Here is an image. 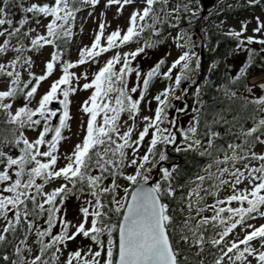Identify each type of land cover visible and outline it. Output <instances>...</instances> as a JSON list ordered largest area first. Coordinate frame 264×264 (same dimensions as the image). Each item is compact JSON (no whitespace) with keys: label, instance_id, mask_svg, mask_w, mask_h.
<instances>
[{"label":"snow or ice","instance_id":"snow-or-ice-1","mask_svg":"<svg viewBox=\"0 0 264 264\" xmlns=\"http://www.w3.org/2000/svg\"><path fill=\"white\" fill-rule=\"evenodd\" d=\"M128 7L126 26L112 28L108 12ZM85 11L93 39L68 59ZM202 12L201 0H0V264H264V223H254L264 219V10L238 28L209 26L214 13ZM213 30L234 41L229 55H246L235 68L213 59L198 83L197 49L220 44ZM168 41L179 50L171 63L168 52L146 72L134 65ZM156 79L164 86L149 98ZM78 90L89 92L87 119L62 153Z\"/></svg>","mask_w":264,"mask_h":264},{"label":"rangeland","instance_id":"rangeland-1","mask_svg":"<svg viewBox=\"0 0 264 264\" xmlns=\"http://www.w3.org/2000/svg\"><path fill=\"white\" fill-rule=\"evenodd\" d=\"M202 7H203V3L201 2ZM214 6V5H213ZM204 9V8H203ZM99 11V9H97V12ZM131 11V8L128 7L124 10L123 14L118 18V19H114L113 18V14L115 12V9L113 8L112 10H110L108 12V19L111 21V27L115 28L117 24H119L122 28L126 26V22H127V17L129 15V12ZM262 11H257L254 13L251 12H242L240 15H238V17L236 18H229L227 19V23L233 27L238 28L239 27V22L242 20H251L253 15H260ZM208 13V11L206 12ZM81 18L86 17V19H81V27H82V31L80 33V38H79V42L77 45V49L74 51L73 56H72V60H75L78 57V49L80 47H82L85 44H89L91 43V40L93 39L92 36V30L96 27V24L94 23V21L92 20L91 17H88V13L87 11L81 13ZM254 26L253 24H249V34H251V27ZM111 30V29H109ZM136 47L135 44H129L127 45L126 48H121V51L124 50H128V49H132ZM198 50V49H197ZM51 52V48L49 47H45L44 49L41 50L39 55H35L34 56V60H35V65H34V71L39 74L42 72L43 69V62L48 58L49 53ZM170 52L171 55H168L166 57L167 62L171 63V61L173 59H175L178 54H179V50L175 47V45H173L171 43V41H168L162 45H160L159 50L153 54L152 52L151 55H153V57H151L150 59L145 58L143 55H140L136 58V61H134V65L135 64H139L140 68L142 70V72H146L161 56L165 55V53ZM111 51L108 53H104L100 56V62L103 63L104 60L107 59V57L109 55H111ZM100 65L96 64V65H91V68L89 69V71L91 72L92 70H96L98 69ZM235 66H237V64H235ZM87 66H77L76 68L73 69V71H76L77 73H80L81 71L85 70ZM176 71H178V69H174L173 70V74L176 73ZM60 74L59 70L57 69V71H55L53 73V75L45 80L44 82L41 83L40 88L38 89V95L42 92H44L50 85L51 80L55 79L58 77V75ZM26 75H25V79H26ZM84 81L81 80V84ZM164 81L162 80H158L156 82H154L151 87H150V92H149V98L151 97V95L155 94L159 89H161L164 86ZM2 86V85H0ZM89 95L88 91H80L78 90L75 94H73L71 96L72 99V104H71V115H72V120L70 122L71 125V130L69 131H65L64 135L66 137V139L61 143L60 146V150L61 152H66V151H70L72 146L78 142L79 137L82 135L81 129H80V123L81 121H86L87 117L80 111V103L82 102L83 99H85L87 96ZM177 105L179 106V102H177ZM152 107H155V101H153L152 103ZM141 115H151V112H148L145 108V105L142 103L141 104ZM186 119V117L184 118ZM183 122V120H182ZM30 135H33L32 133H29ZM129 171H131V169H129ZM224 193H222L221 195H223ZM76 207H77V202L75 201V199H72L69 202V215H73L76 211ZM254 223L256 225H259L260 223H264V219L261 218H257ZM236 231H239V228H237Z\"/></svg>","mask_w":264,"mask_h":264},{"label":"trees","instance_id":"trees-1","mask_svg":"<svg viewBox=\"0 0 264 264\" xmlns=\"http://www.w3.org/2000/svg\"><path fill=\"white\" fill-rule=\"evenodd\" d=\"M228 5H230L231 7H228ZM220 9H223V11H220ZM258 10L259 11L264 10V4H262L260 7H249L246 5L245 0H222L218 4L213 6L208 11V13L209 12L214 13V15L209 18V26L211 25V22L216 21L217 19L227 21V19H229V18L238 17V15H240L242 12L254 13V12H257ZM217 12H219L218 17L215 15V13H217ZM208 13H204V11H203L202 16H208ZM201 24H203V20L201 21ZM201 24H197V26H196L197 34H199V28H200ZM75 31H76V35L73 37V39H72V41L68 47V51L66 53V58H68V59L72 58L74 51L77 49V45H78L80 33H81V16L77 20V27H76ZM217 40H219L220 44H219V47L216 48L215 51H212L211 48L205 49L203 47L198 48V50H197L201 56V70H200V73L196 77L198 83L202 82L203 78L206 75H208V65L210 64V62L213 59H221L223 57H227L228 63L232 64L233 68H235L245 58V55H246L245 53H240L237 56L229 55L230 49H232L234 47V41L231 38H228L226 36H221V35L216 34L215 30H213V36H212L211 44H215V42ZM130 44H134V43H130ZM159 47L160 46H158L156 49L148 50L147 59H150L151 57H153V55H151L150 52L155 54L159 50ZM252 47L253 48H259L260 46L257 44H253ZM235 64H237V66H235ZM259 71L260 70L258 68L253 67L252 69H250V77L253 75H257L259 73ZM222 74H223V66L221 65L219 72H217L213 75V79H216L217 76H222ZM158 80H160V79L154 80L153 83L158 81ZM194 87L195 86L193 85L189 88V95L187 97V102L189 103V105H191V103H192L191 93L194 91ZM209 95H211V93H209ZM205 98H207V97H205ZM173 161L183 164L184 163V157L182 154L177 156V155L172 154L170 152L169 163H171Z\"/></svg>","mask_w":264,"mask_h":264},{"label":"water","instance_id":"water-1","mask_svg":"<svg viewBox=\"0 0 264 264\" xmlns=\"http://www.w3.org/2000/svg\"><path fill=\"white\" fill-rule=\"evenodd\" d=\"M218 1L220 0H201V2L203 3L204 12H207L209 8L212 7L214 4H216ZM50 106L53 108L60 107L58 101H53ZM53 122L58 123V117L54 118Z\"/></svg>","mask_w":264,"mask_h":264}]
</instances>
